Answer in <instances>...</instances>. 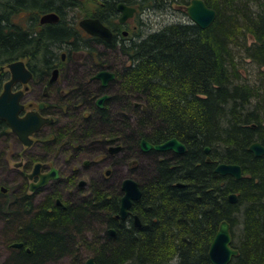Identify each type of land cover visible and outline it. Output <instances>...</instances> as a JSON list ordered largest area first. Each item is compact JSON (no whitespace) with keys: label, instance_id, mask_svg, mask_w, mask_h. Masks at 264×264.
Masks as SVG:
<instances>
[{"label":"trees","instance_id":"1","mask_svg":"<svg viewBox=\"0 0 264 264\" xmlns=\"http://www.w3.org/2000/svg\"><path fill=\"white\" fill-rule=\"evenodd\" d=\"M117 1L0 0V54L7 58L33 45L41 57L52 56L73 35L74 23L66 19L71 12L111 23ZM122 1L147 5L157 13L173 2H190ZM203 1L216 11L205 28L190 20L176 21L119 45L108 43L110 52L125 57V64L112 68L116 77L109 104L99 110L87 106V116L68 105L51 127L60 134L52 147L77 146L83 152L95 140H121L137 147L141 137L158 143L175 136L185 144L186 151L173 154V159L166 152H150L154 176L136 202L142 225L118 227L113 235L105 228L103 236L96 233L88 240L84 225L92 231L113 226L105 212L117 206L119 191L92 185L83 201L35 208L28 195L11 189L0 195L3 236L22 245L11 248L3 264H48L65 255L71 264H82L73 249L76 235L93 250L97 264H211L207 248L223 219L238 250L228 264H264V156L248 149L264 135V0ZM23 8L32 19L25 30L37 24L42 12L54 11L59 20L28 39L22 26L8 23V16ZM245 59L253 66L250 79L241 75ZM5 133L9 128L0 120L3 152L12 138ZM217 161L239 163L243 176L215 173ZM178 181L184 185H176ZM229 192L237 194L236 201H229Z\"/></svg>","mask_w":264,"mask_h":264},{"label":"flooded vegetation","instance_id":"2","mask_svg":"<svg viewBox=\"0 0 264 264\" xmlns=\"http://www.w3.org/2000/svg\"><path fill=\"white\" fill-rule=\"evenodd\" d=\"M119 2L124 1L118 0L116 2V10ZM125 4L133 10L123 21L120 20L121 13L118 10L114 22L106 23L100 20L110 29L111 41L89 33L78 24L80 18L95 16H81L77 20L67 17L66 19L74 23L72 26L73 35L68 41H64L57 47L54 55L43 58L41 57L43 55L37 54L36 47L33 45L29 49L16 50L7 58H4V53L0 54V75H2L0 92L4 83L11 78L10 63L22 62V66L17 67V71H27L30 74L21 75L10 86L12 91L20 92L19 103L22 108L19 116L21 117L27 112H36L41 117L52 119V121L44 122L38 129L28 134L29 144L24 143L18 134L9 130V133H5V135H11L16 147L13 152H10V142H7L6 150L3 153L0 152L3 155V166L0 165V169L6 167L13 172L12 177L6 175L2 179L0 176V187L5 183H14L16 187L14 192L27 193L35 208L45 203L64 208L66 206L65 200L76 199L79 202L87 198L88 192L86 193L85 189L88 183H79L84 178H82V168L78 167L77 164L81 163L82 167H88L91 160L85 157L90 154L87 155V152H83L77 146L52 147L54 136L60 134L53 133L51 127L58 121L59 113L65 112L68 105L76 106L87 116L91 113L86 108L87 106L99 110L109 104L112 98V81L116 77V71L112 67L106 68L104 62L101 63L100 55L105 56V53H108L110 50L108 43L113 42V44L119 45L125 40L141 36L142 29L146 25L145 12L149 11L147 5ZM47 12L40 13L37 24H32L29 30H25L32 19L28 17L29 11L26 8L20 9L14 15L12 24H16L19 28L22 26L28 39H31L36 33L46 29V25L56 23L59 20L58 18L55 22H41L40 17ZM27 18L29 19L27 20ZM101 70L114 73V76L105 85H102L101 78L97 77ZM105 94H108L109 98L103 102L102 107H99L96 101ZM81 99L82 101H77ZM0 137H4V134H1ZM100 144V148L111 155L124 151L127 157L128 153H131V142H127L125 145H122L121 142V148L114 153L110 151L111 145L116 144L113 141H99ZM165 152L160 151V156H163ZM10 159L13 160L12 167L9 166ZM106 170L108 173L110 172L109 169ZM6 191L0 189V194L4 195ZM116 207H119V203ZM114 218L116 219L113 222L115 226L124 223L130 228L142 225L141 218L139 217V224L137 225L131 214L124 220H120L116 216Z\"/></svg>","mask_w":264,"mask_h":264},{"label":"water","instance_id":"3","mask_svg":"<svg viewBox=\"0 0 264 264\" xmlns=\"http://www.w3.org/2000/svg\"><path fill=\"white\" fill-rule=\"evenodd\" d=\"M117 10L121 13L120 20L123 21L133 9L127 6L124 2H119L117 4ZM185 11L189 19L201 28L209 26L216 16L215 9L208 7L203 0H190L185 7ZM58 18L57 13L47 12L40 17V21L55 22ZM78 24L91 34L98 35L107 41H111L112 39L110 29L97 17L80 18ZM19 66H22V62L18 61L9 64L11 78L4 83L3 89L0 92V119L6 122L10 131L18 134L19 138L24 143L29 144L30 140L28 139V134L38 129V127L44 122H50L52 119L41 117L36 112H27L25 115L21 117L19 116V112L22 108V105L19 103L20 92L12 91L10 86L12 82L18 79L21 75H30L27 71H17V67ZM113 76L114 73L108 70H101L97 74V77L101 78L102 85H105ZM108 96L109 95L107 94L100 96L96 101L97 105L102 107L103 100ZM141 148L143 151H148L150 149L166 151L172 149L177 153H183L186 149L182 142H179L174 138L153 145L142 141ZM119 149L120 146H115L111 147L110 151L113 153ZM204 150L208 152V146H206ZM250 150L256 155L264 154V147L259 142L251 143ZM215 170L222 175L228 174L235 178L241 177V170L237 164L219 163ZM82 183H84V180L80 181V184ZM2 189L4 188L2 187ZM121 190L123 191V194L120 197V214L121 217H124L132 200L139 198L141 192L136 180L130 177H125L122 180ZM228 199L231 202L236 201L235 194H230ZM230 240L229 224L225 220L221 221L208 249L209 258L213 264H226L231 260L232 256L237 254V250L230 246ZM85 264L96 263L94 262L93 257H89Z\"/></svg>","mask_w":264,"mask_h":264},{"label":"rangeland","instance_id":"4","mask_svg":"<svg viewBox=\"0 0 264 264\" xmlns=\"http://www.w3.org/2000/svg\"><path fill=\"white\" fill-rule=\"evenodd\" d=\"M74 15V16H73ZM76 16V17H75ZM82 15H75L72 12L68 15V18L79 19ZM148 20H146V25L143 27L142 32L145 34L148 31H153L166 23L176 22V21H187L189 20L188 15L185 11V5L181 6L175 2L171 3L170 8L167 10H161L160 13L153 12L152 10L147 13ZM147 24H149L147 26ZM250 41L251 38L249 37ZM106 55H101L100 58L104 59V66L106 68L112 67L117 68L125 64V57L118 54L117 51L105 53ZM127 64V63H126ZM241 75L247 79L253 76V66L251 63L245 59L241 63ZM112 92V90H111ZM16 147L13 138H10V152ZM99 141L95 140L90 145V151H87V159L91 160L88 167H82L81 163L77 164L81 167L82 178L90 185L101 186L106 189H111L114 191H119L120 181L125 177H132L135 180L141 179V173L143 168L148 167L153 158L150 153H140V151L133 150L128 153L126 157L125 152L116 153L115 155L109 154L106 150L100 148ZM3 153V145L0 142V152ZM1 156V154H0ZM93 161V163H92ZM132 161V162H131ZM9 166H13V160L10 159ZM106 169H109V173L106 174ZM12 177L13 172L6 167H1L0 176L4 179L5 176ZM65 195V193H64ZM0 226L4 229L5 223L0 222ZM0 227V228H1ZM1 229V230H2ZM87 254V253H85ZM85 256V255H84ZM6 257V249L3 242V233L0 231V264H3V260ZM48 264H71L69 257L63 258L56 262H49Z\"/></svg>","mask_w":264,"mask_h":264},{"label":"bare ground","instance_id":"5","mask_svg":"<svg viewBox=\"0 0 264 264\" xmlns=\"http://www.w3.org/2000/svg\"><path fill=\"white\" fill-rule=\"evenodd\" d=\"M208 6V5H207ZM208 7H211V6H208ZM211 8H213V7H211ZM214 9V8H213ZM149 10V9H148ZM13 12H16L15 10L13 11ZM18 12V11H17ZM17 12H16V14H17ZM147 13H148V11L147 12H145V21H146V18H147V20H148V17H147ZM14 17V16H13ZM190 20V19H189ZM12 21H13V18H12V14H10L9 16H8V23L9 24H11L12 23ZM191 21V20H190ZM192 22V21H191ZM145 25V24H144ZM200 27V26H199ZM108 95V94H107ZM103 96V95H102ZM112 96H113V94H112ZM107 98H109V96L108 97H106L104 100H103V102L107 99ZM103 102H102V106H103ZM79 110V109H78ZM124 112H126V114H128V115H130L131 113H130V111H128V109L126 108L125 110H123ZM72 111H70L69 113H71ZM121 133H120V137H121ZM125 136H126V138H127V134H125ZM129 136V135H128ZM171 138H174V139H176V140H178L179 142H182L180 139H178L177 137H175V136H172V137H170V138H167V139H165V140H163L162 142H165V141H167V140H169V139H171ZM263 138H264V135L262 136V138L261 139H257V140H253V141H251L249 144H248V149L250 150V145H251V143H253V142H259L263 147H264V141H263ZM142 141H145V142H147V143H149V144H157V143H153V142H151V141H149L148 139H146L145 137H141L140 138V140H139V143H138V145H137V147H135L134 145H132V143H131V152L133 151V150H137V151H140V153H150V152H148V151H154L155 153H157V154H160V151H156V150H154V149H150V150H148V151H143L142 150V148H141V143H142ZM114 143H116L115 145H111V147H115V146H120V148H121V140H117V141H113ZM162 142H158V143H162ZM127 142H125V144H126ZM183 143V142H182ZM124 144V145H125ZM184 144V143H183ZM123 145V144H122ZM185 145V144H184ZM185 148H186V146H185ZM209 148V147H208ZM205 149V148H204ZM185 151H186V149H185ZM184 151V152H185ZM209 151V150H208ZM251 152H252V154L254 155V156H264V154H260V155H256L252 150H250ZM183 152V153H184ZM204 152L205 153H208L207 151H205L204 150ZM114 153V152H113ZM166 153L168 154V156L171 158V159H173V154H181V153H177V152H175L174 150H172V149H169V150H166ZM151 155H152V157L154 156V154H152V153H150ZM3 155L1 154V156H0V165L1 166H3ZM207 159V161H210V159L207 157L206 158ZM219 163H232V164H237L239 167H240V170H241V177L243 176V170H242V167H241V165L239 164V163H235V162H225V161H217V162H215L214 163V167H213V171L215 172V173H217V174H219L216 170H215V168L217 167V165L219 164ZM155 167V161H154V159L152 158L151 159V163H150V165L148 166V167H145V168H143V170H142V173H141V179H138V180H136V182L138 183V188H139V190H140V192H141V194H140V196H139V198H137V199H135V200H132V202H131V204H130V206L127 208V210H126V214H125V216L124 217H121V214H120V197H121V195L123 194V191L121 190V184H120V189H119V192H120V197H119V200H118V203H119V207H115L114 209H112V210H110V211H107V212H105L106 214H108V217L107 218H112V221L114 222V220H116L115 218H114V216H116L117 218H120V220H124L128 215H132L133 217H134V220H135V223L138 225L139 224V217L141 218V216H140V213H139V211H138V209H137V206H138V204L136 203L137 201H138V199H140V197L142 196V193H143V186L144 185H146L147 184V180L149 179V178H151V177H153L154 176V173H153V168ZM106 172V174H108V170H106L105 171ZM219 175H222V174H219ZM225 175H228V174H225ZM240 177V178H241ZM130 178H132V177H130ZM235 178V177H234ZM124 179V178H123ZM122 179V180H123ZM134 179V178H133ZM236 179H239V178H236ZM81 180H84V183L86 184L87 182H86V180L85 179H81ZM80 180V181H81ZM135 180V179H134ZM80 181H79V183H80ZM84 183H82V184H84ZM121 183H122V181H121ZM7 186V187H9V188H7V187H5V186ZM4 185H2L1 187H0V189L1 190H7V191H10L11 189L13 190V191H15L14 189L16 188L15 187V185H14V183H11V184H8V183H5ZM176 185H178V186H183L184 185V183L182 182V181H178V182H176ZM91 186L92 185H90V184H88V186H87V188L85 189L86 190V196L88 197L89 195H90V193H91ZM2 187L4 188V189H2ZM106 189V188H105ZM6 191V192H7ZM5 192V193H6ZM26 195H28L27 193H25ZM230 194H235V196L237 197V194L235 193V192H229L228 193V196L230 195ZM1 195V194H0ZM29 196V195H28ZM5 198V197H4ZM53 203V202H52ZM65 203L67 204H75V203H78V201L76 200V199H74V200H65ZM225 219H223V220H221V221H224ZM2 220H0V222H1ZM141 221H142V219H141ZM220 221V222H221ZM226 221V220H225ZM113 222L112 223H110L111 225H113ZM120 223L122 222V221H119ZM227 222V221H226ZM107 223V222H106ZM122 223H124V222H122ZM142 223V222H141ZM228 223V222H227ZM220 224V223H219ZM229 224V223H228ZM109 225V224H108ZM84 226H86V225H84ZM83 226V236H86L87 237V239L88 240H91L93 237H94V235L97 233L98 235H104V230L103 229H105L106 228V231L109 233V234H111V235H113L114 233H115V231H116V229L118 228V227H122V228H125V229H129L130 228V226H128V225H125V223L124 224H120V225H117V226H115V227H113V226H110V227H105V226H103V227H101L99 230H90V229H88V228H85ZM106 226H107V224H106ZM1 227V226H0ZM219 227V226H218ZM2 227L0 228V231H1V233H3V235H4V229H2ZM229 232H230V225H229ZM230 236H231V233H230ZM75 240H76V243L74 244V247H73V249H76V251H75V256L77 255V258H78V260H79V262L80 263H82V264H85L86 263V260L89 258V257H93V259H94V256H93V254H92V249H89V248H87L86 246H85V244H84V242L82 241V239H81V235H76V237H75ZM211 241H212V239H211ZM211 241H210V243H211ZM3 242H4V246H5V249H6V257L4 258V260H3V262L4 261H6V259H8V257H9V255H10V253H11V248H13V247H15V248H19L21 245H22V241H11L10 239H8L7 237H5V236H3ZM231 242H232V236H231V240H230V246L232 247V248H234V249H236L235 247H233L232 245H231ZM210 243H209V245H210ZM209 245H208V248H207V257H208V260H209V262L211 263V264H213L212 262H211V260H210V258H209V255H208V249H209ZM26 250H28V248L26 247ZM237 250V249H236ZM85 253H87V254H85ZM237 253H238V250H237ZM85 255V256H84ZM237 255V254H236ZM235 256V255H234ZM66 257H68L67 255H65V256H61L60 258H58L57 260H50L49 262H56V261H59V260H61V259H63V258H66ZM233 257V256H232ZM232 259V258H231ZM2 262V263H3ZM48 262V263H49ZM94 262L96 263V261H95V259H94ZM229 262H227L226 264H228ZM97 264V263H96ZM122 264H124V263H122Z\"/></svg>","mask_w":264,"mask_h":264}]
</instances>
